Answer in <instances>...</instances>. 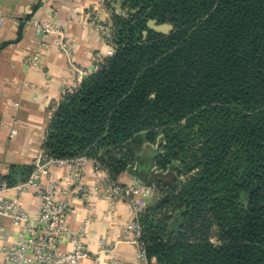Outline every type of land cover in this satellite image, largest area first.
I'll return each mask as SVG.
<instances>
[{
    "label": "trees",
    "instance_id": "16d2710c",
    "mask_svg": "<svg viewBox=\"0 0 264 264\" xmlns=\"http://www.w3.org/2000/svg\"><path fill=\"white\" fill-rule=\"evenodd\" d=\"M120 2L113 55L64 95L44 150L156 185L139 218L155 264H264V0Z\"/></svg>",
    "mask_w": 264,
    "mask_h": 264
},
{
    "label": "crops",
    "instance_id": "0c3cea01",
    "mask_svg": "<svg viewBox=\"0 0 264 264\" xmlns=\"http://www.w3.org/2000/svg\"><path fill=\"white\" fill-rule=\"evenodd\" d=\"M100 2L0 0V16L4 18V26L0 28V175H8L13 166L33 164L35 156L44 150L47 130L58 104L69 88L80 85L67 55L60 50L58 34H38L34 21H52L60 28L71 42L74 62L89 75L113 50L105 34L90 22V11ZM120 6V3L107 1L100 7L99 21L110 24L112 15L121 11ZM37 52L39 66L29 68L26 57ZM67 170L65 166L51 164L43 181H61ZM102 174L96 172L93 162L86 164L85 181L92 188ZM117 182L127 186L142 183V180L125 172ZM71 199L73 209L68 223L72 229L85 231L84 241L91 252L99 250L102 239L115 245L113 254H101L99 258L91 255L82 264H134L137 248L123 238L124 229L133 219L128 204L114 205L97 195H92L88 201L74 196ZM24 201L31 213L36 214L39 198L34 189L24 194ZM3 222L5 230L0 237V247L13 244L20 231L9 218ZM60 247L70 249L71 243L65 239Z\"/></svg>",
    "mask_w": 264,
    "mask_h": 264
},
{
    "label": "built area",
    "instance_id": "2783aa9c",
    "mask_svg": "<svg viewBox=\"0 0 264 264\" xmlns=\"http://www.w3.org/2000/svg\"><path fill=\"white\" fill-rule=\"evenodd\" d=\"M107 1L109 0H101L99 5L91 9L90 22L102 31L113 45L112 23H101L98 19L100 7ZM34 25L38 34H58L60 50L67 55L70 66L81 84L87 74L74 62V50L66 34L52 21L36 20ZM3 26L4 18L0 16V28ZM113 53L114 46L110 55ZM26 63L29 68L38 67L40 54L37 52L27 56ZM76 89L69 88L65 95L73 93ZM90 161L93 162L96 172L103 173L94 188L85 181L86 164ZM51 164L65 166L68 170L61 181L51 180L45 183L43 177ZM33 166L34 170L29 177L15 184L0 175V237L5 230V218H9L13 225L20 228L13 244L0 247V264H82V261L91 255L99 258L101 254H113L115 245L110 244L107 239L100 241L97 252H91L84 241L85 231L72 229L68 223V215L73 209L72 196L88 201L92 195L101 196L114 205L120 202L128 204L133 219L124 229L123 238L137 248L134 264H153L154 258L148 255L142 239L139 218L148 199L154 195L156 185L136 183L124 186L110 177L100 162L86 156L54 158L42 150L35 156ZM31 189H34L39 198L36 214L31 213L24 201V194ZM65 239L71 243V248L62 250L60 245Z\"/></svg>",
    "mask_w": 264,
    "mask_h": 264
},
{
    "label": "water",
    "instance_id": "95a60500",
    "mask_svg": "<svg viewBox=\"0 0 264 264\" xmlns=\"http://www.w3.org/2000/svg\"><path fill=\"white\" fill-rule=\"evenodd\" d=\"M113 4L115 2L120 3V0H112ZM148 26L155 31L161 32V33H169L173 29V25L171 23H158V20L151 19L148 22ZM145 34L147 32L145 31Z\"/></svg>",
    "mask_w": 264,
    "mask_h": 264
},
{
    "label": "rangeland",
    "instance_id": "374dc122",
    "mask_svg": "<svg viewBox=\"0 0 264 264\" xmlns=\"http://www.w3.org/2000/svg\"><path fill=\"white\" fill-rule=\"evenodd\" d=\"M120 5H121V2H120ZM120 9H121V11L119 10V12H115V13H117V14H123V15H128V12L125 10V9H123V7H122V5L119 7ZM159 192H158V189L156 188V190H155V193H154V195L153 196H151L149 199H148V201H147V203H146V206L144 207V209L142 210V212L148 207V206H150L152 203H154V201L156 200V198H158L159 197ZM176 217H177V215H176Z\"/></svg>",
    "mask_w": 264,
    "mask_h": 264
}]
</instances>
